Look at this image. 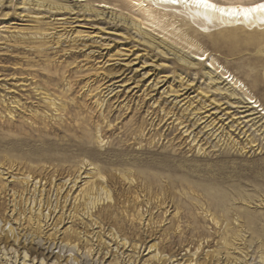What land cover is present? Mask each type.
<instances>
[{
  "label": "rangeland",
  "instance_id": "obj_1",
  "mask_svg": "<svg viewBox=\"0 0 264 264\" xmlns=\"http://www.w3.org/2000/svg\"><path fill=\"white\" fill-rule=\"evenodd\" d=\"M36 2L0 6V264H264V133L184 57L264 108V28Z\"/></svg>",
  "mask_w": 264,
  "mask_h": 264
},
{
  "label": "bare ground",
  "instance_id": "obj_2",
  "mask_svg": "<svg viewBox=\"0 0 264 264\" xmlns=\"http://www.w3.org/2000/svg\"><path fill=\"white\" fill-rule=\"evenodd\" d=\"M42 3L36 2L34 3L38 8L43 7V10H47L49 13L54 14H75L78 13L76 9V5L79 3L80 9H83V12L86 14L95 12L96 15L101 13L103 15V11L105 9H112L117 10V6L120 5L122 0H40ZM129 3L132 4L133 7H136L138 10H141L145 13H148L150 16H158L160 18H164L165 20L173 21L174 23H179V26L185 27L188 33L194 35L195 37H204L216 30H261L264 28V12H256L253 13L248 19L240 17H230L227 15H222L219 12H213L211 10H204L202 8H197L190 3L185 2V0H176L174 5L171 0H127ZM32 0H19L13 3V0H0V6L6 7V3L11 4H22L19 8L26 9L30 8ZM214 2L218 6L222 7H232V6H243V7H252L256 4L262 2V0H214ZM77 6V7H78ZM101 9V10H97ZM42 10V9H39ZM87 11V12H86ZM120 15V14H119ZM120 17L117 18V21L126 22L128 18ZM58 19H64L63 17H59ZM116 19V17H115ZM129 22V21H128ZM132 23V24H131ZM130 24L134 26L137 32L142 35V40L145 43H149L150 45L154 46L155 48L158 45H155L154 35L152 37L151 33H144L142 32L141 28L138 24L131 19ZM132 26V27H133ZM168 45V44H167ZM169 48L172 46L168 45ZM167 47V46H166ZM172 50V49H171ZM209 55V54H208ZM186 61L188 65L190 64L193 68L199 70L201 75H205L207 79L210 81V85H216V89L221 91L223 94L228 96L231 99H235L236 103L233 108H239L238 112L241 113L240 116L232 115L230 119L231 125L230 127L238 130V132L242 131L241 133L245 134L246 130H244L245 125L249 122V126H253L254 132H259L257 134L264 133V108H259L260 104H256V100H252L251 98L247 100V98L240 97L236 93L235 86L231 88L228 86V81H232L233 84L237 85L240 83L238 79L234 77L231 72L226 71L223 75L218 76L217 72L212 71L210 64H204L201 62L202 59L205 61L208 59L207 57H203L202 55H185ZM208 81V80H207ZM240 86V84H239ZM220 92V93H221ZM222 94V95H223ZM227 97V98H228ZM247 100V101H246ZM253 101V102H252ZM250 103H254V105H250ZM256 108L257 111L255 110ZM261 111V115H258V112ZM204 112V111H203ZM216 111L210 114H206L204 116L200 115L197 117L196 120H201L204 117L205 120H201L200 123L206 122L208 118H210L211 114H215ZM231 112H226L225 114H230ZM239 118H244V120H240ZM239 119V120H237ZM220 120V119H219ZM236 121L235 124H233ZM215 120L212 122L208 121L205 123L204 126L210 127L208 134L210 136L221 128V124L217 126V122L214 123ZM249 128V127H248ZM207 132L204 131L203 134ZM207 134V135H208ZM249 136V134H248ZM254 136L251 138V142H254Z\"/></svg>",
  "mask_w": 264,
  "mask_h": 264
},
{
  "label": "snow or ice",
  "instance_id": "obj_3",
  "mask_svg": "<svg viewBox=\"0 0 264 264\" xmlns=\"http://www.w3.org/2000/svg\"><path fill=\"white\" fill-rule=\"evenodd\" d=\"M175 3L176 0H171ZM185 2L190 3L191 5L202 8L206 11L211 10L213 12H219L222 15H227L230 17H240L242 16L245 19H248L253 13L264 12V0L261 3L256 4L252 7H243V6H232V7H222L218 6L214 0H185Z\"/></svg>",
  "mask_w": 264,
  "mask_h": 264
}]
</instances>
